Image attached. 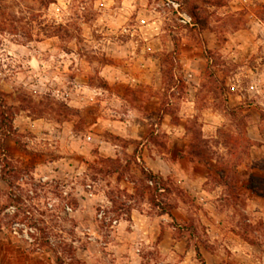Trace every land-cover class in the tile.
Returning a JSON list of instances; mask_svg holds the SVG:
<instances>
[{
	"label": "rangeland",
	"instance_id": "obj_1",
	"mask_svg": "<svg viewBox=\"0 0 264 264\" xmlns=\"http://www.w3.org/2000/svg\"><path fill=\"white\" fill-rule=\"evenodd\" d=\"M177 1L192 26L165 0H0V264H128L104 243L131 207L168 211L158 238L181 242L137 235L129 264H264V0ZM125 118L144 138L110 136ZM174 137L149 183L137 157Z\"/></svg>",
	"mask_w": 264,
	"mask_h": 264
},
{
	"label": "crops",
	"instance_id": "obj_2",
	"mask_svg": "<svg viewBox=\"0 0 264 264\" xmlns=\"http://www.w3.org/2000/svg\"><path fill=\"white\" fill-rule=\"evenodd\" d=\"M109 123L107 124L106 130L108 133L118 136L119 138H128V139H141L144 138V134L142 130H139V133H136V131L129 129L128 125L130 123V119H123L121 121L117 120H108ZM107 121V122H108ZM117 122L121 123L120 126H118ZM74 136V135H73ZM182 139L179 137H174L173 142L170 145V151L167 154L164 153H158L151 151L149 152L146 147L142 149L141 155L137 157V160L140 161L144 167L147 170L152 171L153 173H158L163 177V179H167L171 176V170L173 169L174 164L176 163V153L174 150V147L176 146L177 142H181ZM78 143L75 141L68 142L69 148L71 151L75 150ZM85 142H83V145ZM144 145V142L140 144V147ZM115 145H109L108 143H105L104 141H100L98 144V151L100 153H104L107 157H116L117 153L115 150ZM77 149V148H76ZM106 153V154H105ZM163 155H168L170 159L163 158ZM64 157H59L58 159L54 160L53 163L59 162L60 160H64ZM179 183L183 187H189L191 185H198V183H202L204 180H198L191 176L188 172L185 174H181L179 178ZM199 181V182H198ZM192 183V184H190ZM144 205V204H143ZM182 205V206H181ZM181 205L174 206L171 209V213L173 215H177V212H180L181 210H184L183 206H186L184 203H181ZM167 214H153L148 213L144 209H140L139 207H131L129 209V215L127 218H120L117 220V222L111 226V239L108 241V243H104L108 246L107 249V256L109 259L113 262H123V263H132L134 260L139 261L142 259V255L139 253L135 254L132 250L129 249L130 244L128 241L133 240L136 238L137 235L139 237L136 241L133 243L136 245L140 244L141 246L146 244H157L159 246L163 242H166L167 239H171L172 242H176L177 244H180V239L173 237L170 232L163 233V235L158 238L159 231L161 229V226H164V228L167 227V230L174 229V226H165V223H162L161 221L166 222ZM133 244V245H134ZM132 246V245H131ZM132 248V247H131ZM149 260L152 262V257Z\"/></svg>",
	"mask_w": 264,
	"mask_h": 264
},
{
	"label": "built area",
	"instance_id": "obj_3",
	"mask_svg": "<svg viewBox=\"0 0 264 264\" xmlns=\"http://www.w3.org/2000/svg\"><path fill=\"white\" fill-rule=\"evenodd\" d=\"M165 6L169 9H171L172 11H174L177 15V18H178V21L180 24L184 25V26H192L193 23H194V20H193V17L190 13H188L181 5V3L177 0H165L164 2ZM42 179H45V178H42ZM151 183V182H149ZM87 188L90 189V185H86ZM66 193V192H65ZM51 203L48 204L49 207H51ZM9 209H14V206H10ZM63 210L66 211V212H70L72 211V207L67 204V203H64L63 204ZM96 218L101 220V221H111L110 217L107 216V213H106V210L102 207L100 208L97 213H96ZM112 224H115L117 222L116 219L112 220L111 221ZM16 225H22L24 226L23 224H16ZM29 228H26L24 229V233H25V237L26 238H29L31 239L28 235H27V229L31 230L32 226H28ZM91 239V237H90Z\"/></svg>",
	"mask_w": 264,
	"mask_h": 264
},
{
	"label": "trees",
	"instance_id": "obj_4",
	"mask_svg": "<svg viewBox=\"0 0 264 264\" xmlns=\"http://www.w3.org/2000/svg\"><path fill=\"white\" fill-rule=\"evenodd\" d=\"M1 103H2V99L0 98V107H1ZM0 125L5 126L7 128L12 127L9 118H7V116H5L3 110H0ZM110 136H112L115 139H120L118 136H115L112 134H110ZM141 173H142L144 179L148 182H151V183L157 182L158 184H160L163 181V178L160 175L154 174L150 170H147L145 167H141ZM160 188L163 189L162 186H160ZM161 214H169V212L166 211L165 209H161ZM195 253H196V257H197V260L199 261V263L205 264V261H204L203 257L201 256V253L197 249L195 250Z\"/></svg>",
	"mask_w": 264,
	"mask_h": 264
}]
</instances>
